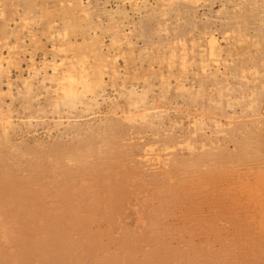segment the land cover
<instances>
[{
	"label": "rangeland",
	"instance_id": "obj_1",
	"mask_svg": "<svg viewBox=\"0 0 264 264\" xmlns=\"http://www.w3.org/2000/svg\"><path fill=\"white\" fill-rule=\"evenodd\" d=\"M0 264H264V0H0Z\"/></svg>",
	"mask_w": 264,
	"mask_h": 264
}]
</instances>
